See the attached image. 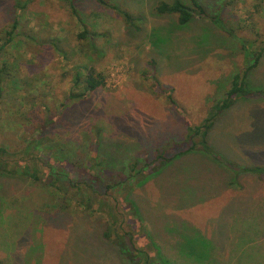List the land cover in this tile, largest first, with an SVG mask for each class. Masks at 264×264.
Listing matches in <instances>:
<instances>
[{
	"label": "rangeland",
	"instance_id": "rangeland-1",
	"mask_svg": "<svg viewBox=\"0 0 264 264\" xmlns=\"http://www.w3.org/2000/svg\"><path fill=\"white\" fill-rule=\"evenodd\" d=\"M103 1L74 0L71 8L64 0H0L2 61L11 72L0 147L19 151L40 137L36 158L51 173L48 148L84 164L98 143L94 174L109 194L91 218L75 204L62 211L67 203L57 189L1 176L0 264H125L103 237L115 206L118 233H134L137 224L156 247L150 253L175 264H264V173H244L264 168V0H196L206 14L194 12L184 26L157 11L177 0ZM260 53L250 95L221 113L211 132L219 162L199 151L168 162L133 192L140 213L132 218L124 188L107 186L135 175L134 164L142 177L159 150L170 157L188 149L187 124H202ZM90 67L105 86L68 100L77 91L74 74ZM47 120L51 127L38 136ZM143 240L135 247L148 249Z\"/></svg>",
	"mask_w": 264,
	"mask_h": 264
},
{
	"label": "trees",
	"instance_id": "trees-1",
	"mask_svg": "<svg viewBox=\"0 0 264 264\" xmlns=\"http://www.w3.org/2000/svg\"><path fill=\"white\" fill-rule=\"evenodd\" d=\"M70 2L71 8L74 0H64ZM99 2L105 5L103 0H99ZM193 7H189L188 5L182 3L180 0H177L173 5H161L157 8L159 13H168L172 15L178 16L179 25H186L193 18L194 12H197V15L204 16L206 14L205 9L202 5H200L196 0H192ZM23 7L22 9H24ZM73 13V12H72ZM74 14V13H73ZM76 14V13H75ZM74 14V15H75ZM17 29V23L14 24L13 28L7 32L9 37V42L12 40V36ZM88 36V31L85 30L80 34V37L85 39ZM8 42L4 45L0 46V127L3 122V115L1 113V103L3 100V92H4V84L5 82L11 78V72L7 67L6 61H2V55L4 50L7 48ZM263 53L258 54L256 59H254L253 63L247 68V70L243 74H237L232 78L231 85L229 90L225 94V98L222 101L216 102L214 106L207 113V116L204 118L202 124L197 126H186V137L187 140L191 141V146L188 149H185L177 154H174L170 157L166 156V152L163 150H159V153L156 157L158 159V163L155 164L154 167L148 169L142 177H138L142 170L138 169L137 164H134L136 167H132L135 175L129 177L125 182L120 181L117 186H107L108 188L121 186L122 189L126 191V196L123 198L124 205L128 206V212L132 215V218L138 217L139 209L137 207V203L133 199V192L145 183L148 179L153 177L158 171L161 170L168 162L178 159L179 157L186 156L189 153L194 151H199L205 153L208 157H211L215 161L219 158H216L215 152L211 148L210 145V135L212 130L215 127L216 121L221 113L226 112L232 109L235 106L236 100L241 97H247L250 95L249 93V75L253 72L260 63ZM2 61V62H1ZM106 84V78L103 74L98 73L93 67L87 69L86 72L77 71L73 77V85L77 88V91H72L68 100L80 102L87 99L88 95L94 91H96L100 87H104ZM171 104L177 109L178 104L174 102L173 98H171ZM180 112V111H178ZM183 118L186 119V113H182ZM51 127L50 120H47V123L41 126L39 129V135L42 136L44 131L47 128ZM196 138H200L199 141H196ZM40 137L36 138L35 141L26 144V147L22 150H13L7 149L5 147H0V178L1 176L6 177H18L20 179L33 180L36 184L41 186H50L54 189L60 191L64 198L61 199V203H67L63 205L62 211L68 213L72 212L73 205L75 204L76 208L81 211V214L87 217L93 218L97 214L103 213V202L107 203L108 201V193L102 191V183L99 175L94 174L95 166H97L95 159L97 157V147L94 146V150L92 151L91 157L84 164H80L79 162L71 163L70 156L63 155H55L51 153L50 148H48L49 152L45 154V161L50 167L52 172H44L40 169L39 163L41 161L38 159L36 155V151L41 150L42 143L40 142ZM200 146V148H197ZM45 147V146H44ZM44 149V148H43ZM45 150V149H44ZM21 155V156H20ZM40 155V154H39ZM20 156V157H18ZM155 160V161H156ZM219 162V161H218ZM53 166H58L59 168L53 169ZM244 173L252 172V173H264V168H245ZM74 172V173H73ZM71 173L77 178L74 179L71 177ZM43 175V177H41ZM47 176V177H46ZM106 187V188H107ZM113 188V189H114ZM70 204V205H69ZM99 204L97 208L94 206ZM123 205V204H122ZM115 208V209H114ZM56 210V209H55ZM58 210V209H57ZM101 210V211H100ZM114 210L117 211L116 206L113 208H109V212L112 215H107L111 220L106 221L105 226L107 229L103 230V237L105 242L111 246L115 252V249L119 251L118 257L123 258V263L125 264H175L168 257H165L163 253H160L159 250H156V253H150L154 248L151 242V238L146 236L139 231L138 225L134 220H131L132 224L137 227L133 228V232L126 233H118L116 231L117 220L115 218ZM61 210L55 211L54 215H58ZM78 212V211H77ZM118 212V211H117ZM122 214V213H121ZM98 218V216H97ZM139 224H141V218H138ZM105 229V228H104ZM115 236H112V234ZM146 238V239H145ZM145 241H144V240ZM143 240L144 244L148 247V249H139L135 247V243L137 241L141 242ZM127 244H130L131 249ZM155 247V246H154ZM156 248V247H155Z\"/></svg>",
	"mask_w": 264,
	"mask_h": 264
}]
</instances>
